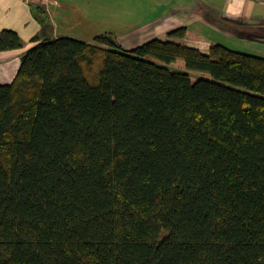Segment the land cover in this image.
<instances>
[{"label": "trees", "instance_id": "obj_1", "mask_svg": "<svg viewBox=\"0 0 264 264\" xmlns=\"http://www.w3.org/2000/svg\"><path fill=\"white\" fill-rule=\"evenodd\" d=\"M186 36L22 54L0 84V264H264V58Z\"/></svg>", "mask_w": 264, "mask_h": 264}, {"label": "crops", "instance_id": "obj_2", "mask_svg": "<svg viewBox=\"0 0 264 264\" xmlns=\"http://www.w3.org/2000/svg\"><path fill=\"white\" fill-rule=\"evenodd\" d=\"M30 4L44 9L46 22L34 16ZM178 27L200 36L184 37L200 50L217 42L264 58V0H0V31L14 30L21 41L20 48L0 51V84L13 80L22 54L43 39L71 36L91 41L111 32L130 50L155 38L166 39Z\"/></svg>", "mask_w": 264, "mask_h": 264}]
</instances>
